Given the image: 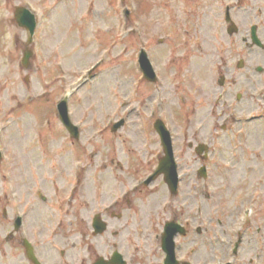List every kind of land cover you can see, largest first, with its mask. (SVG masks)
Returning <instances> with one entry per match:
<instances>
[{"label":"rangeland","instance_id":"rangeland-1","mask_svg":"<svg viewBox=\"0 0 264 264\" xmlns=\"http://www.w3.org/2000/svg\"><path fill=\"white\" fill-rule=\"evenodd\" d=\"M172 1L173 8L169 0H0V264H26L23 236L41 241L44 256L58 264H82L91 242L98 248L107 239L119 244L121 238L108 236L119 226L125 243L134 248L137 229L152 232L143 218L156 217L150 219L157 229L158 216L175 215V197L162 179L129 196L149 175L146 157L163 154L153 127L158 118L182 139L200 126V140L212 148L207 179L196 174L181 188L192 218L188 241L200 245L191 238L202 237L203 264L231 260L230 243H225L235 241V232L245 236L242 264H264V73L256 72L264 68V49L246 51L244 40L256 25L264 43V0ZM21 6L37 19L31 43L15 21ZM227 7L240 29L233 36L227 33ZM161 38L168 40L159 45ZM145 46L161 80L158 91L142 76L138 55ZM27 51L34 52L29 69L21 65ZM241 58L246 68L238 72ZM247 73V85L229 90L239 120L224 122L229 113L218 115L219 77L238 81ZM187 74L196 79L192 86ZM79 85L68 105L80 143L58 113L59 102ZM203 86L212 100L198 101L200 121L189 124ZM256 116L262 119L252 121ZM121 119L125 126L113 133L111 126ZM191 149L185 143L178 155L182 164L193 160L199 170L204 162ZM125 194L130 205L120 199ZM115 198L121 201L122 220L110 218L114 228L95 237L93 215ZM168 202L173 213L162 216L159 206ZM18 216L23 223L15 231ZM63 249L70 251L64 261Z\"/></svg>","mask_w":264,"mask_h":264},{"label":"flooded vegetation","instance_id":"flooded-vegetation-1","mask_svg":"<svg viewBox=\"0 0 264 264\" xmlns=\"http://www.w3.org/2000/svg\"><path fill=\"white\" fill-rule=\"evenodd\" d=\"M226 72L229 73V70L226 68ZM224 77V81H223V86L222 89L225 90L226 87L228 85H226L228 82L226 81V77L225 75H223ZM248 82V78L247 76H242V78L240 79V83L242 82ZM237 83L236 81L233 80V82H230L229 84H235ZM225 92V91H224ZM226 103V101H225ZM225 113L226 111L223 110V108H221L220 110V114ZM193 114H196V109L194 108ZM186 140L192 139V141L195 143V146L197 145V137L192 134V133H188L186 134L185 138ZM183 139V140H184ZM176 144V151L182 152V149L185 146V143L183 144L180 143L178 144L177 142H175ZM187 145L189 147H192L194 144L191 143H187ZM195 152L194 149H191ZM176 152V153H177ZM196 154V152H195ZM184 156V154H183ZM161 158V152L158 151V153L154 152L152 158L151 157H146V170L148 172H154L157 168V164L159 159ZM201 159V158H200ZM177 163H178V168L179 171L182 172H187L189 174H191L189 176V178H194L197 174V168L195 166V163L193 160L190 161H185L184 159V163L182 164V159L180 158V156L177 154ZM189 164H188V163ZM185 166V167H184ZM140 193L141 190L139 189L138 191H135L134 193ZM140 196H138V198H140ZM176 201V206L172 205L170 202L168 203H164L163 206H159L160 210L163 209L164 212H162V216H166L169 215L173 212L170 213V207L172 205V207H174V211L176 212L175 215H171L170 217H168L167 219H162V217L158 216L157 217V229H152V222L151 219H155L156 217H151L148 216V218H143L142 222H144V224L148 225V229L152 232L150 233H146L143 229H137V238H138V245H135L136 247L131 248L130 245H127L125 242H128L127 240H125L123 238V235L120 234L123 232L124 227L123 226H119V228L115 231H110V234H108V231L110 229L114 228V223L112 221H109L110 218L111 220H115V221H121L122 220V214L120 212V202L118 200H116V202H113L110 204V206L105 207L103 214H102V218L106 221V223L108 224V229L107 232L103 233L101 235L104 236L105 234H108V236H112L114 238H121V241L119 240V244L117 245V243H110V241L107 239L106 240V244L103 246H99V248H101V250H99L98 247H95V245L91 244L88 246V248L86 249V256H84L82 259L86 260L85 262H83L82 264H94L98 259L100 258H104L106 261H109L113 254L115 252H118L120 255H122L123 261L126 264H164V258L165 255L161 249V241H160V236L162 234V229L163 226L165 225L166 222H168V220L170 221H175L176 223L180 224L183 228L184 231L186 232L185 235H178L176 237V253H177V258L181 261H192L193 264H203L202 262V257H203V250H201V248L203 247L202 243L200 245H197L198 243H196L195 241H191L189 242V237H188V231H189V220L192 218L189 217L188 215V201L186 198H179V199H175ZM133 201L131 200V198H129L127 200L128 205H130ZM179 211V215L177 214V212ZM161 213V212H160ZM140 215V214H139ZM149 215V214H147ZM136 216H138L136 214ZM178 216H180L182 219L179 220ZM198 217L200 218V212H198ZM109 218V219H108ZM151 218V219H150ZM148 231V230H147ZM191 231V230H190ZM149 232V231H148ZM198 232V230L196 231ZM55 236V235H54ZM154 236L156 238L157 243L152 245L151 243L154 241ZM201 241V237H192L191 240H199ZM125 240V241H124ZM143 240V241H142ZM184 241H186V243H184ZM35 243L34 246V252L36 254L37 259L40 261V264H58L56 262V258H50V257H45L44 252V246H42L41 241L38 242H33ZM196 245V246H194ZM201 246V247H199ZM21 247L23 249V255H24V260L26 261V264H33L30 259H29V254H28V249L24 246V241L23 239L21 240ZM196 247V249H195ZM61 252L59 253L61 255V258H66V252H70V251H66L65 249L60 250ZM196 254V256L194 255ZM81 255V254H80ZM86 257H89V259H86ZM63 258V261H64ZM83 260V261H84ZM88 260V261H87ZM162 260V262H161Z\"/></svg>","mask_w":264,"mask_h":264},{"label":"water","instance_id":"water-1","mask_svg":"<svg viewBox=\"0 0 264 264\" xmlns=\"http://www.w3.org/2000/svg\"><path fill=\"white\" fill-rule=\"evenodd\" d=\"M16 19L19 23L20 26L22 27H28L29 25L31 26V31H33L34 28V21L30 13L22 8H18L17 14H16ZM236 31L235 27L229 28L228 32L229 34H233ZM253 42L254 44H257L258 46H262L260 41L258 40L256 36V28H253ZM30 58V54H26L25 60L27 61ZM141 66L144 71L146 79L149 81L154 80V75L152 73V70L150 68V65L147 63L145 59V55L141 57ZM242 64H240V67ZM59 112H60V119L62 123L65 125L69 133L74 136L75 138H78L79 131L78 129L72 125L69 117H68V109L66 106V103L63 102L62 104L59 105ZM123 122H120L116 124L113 128L114 131L118 130L122 126ZM158 133L161 136L163 146L166 151V158L162 161L161 167L156 172L147 182L146 184H149L151 181H153L157 176L164 174L165 175V181L167 182L170 190L175 194L176 193V187H177V173H176V167L174 165V162L172 160V148H171V143H170V137L169 133L166 130L165 126L163 123L158 122L155 125ZM1 157V155H0ZM95 227L96 229H99L100 232L104 230V226L100 224L99 220H95ZM17 228L20 227V220H18L16 224ZM173 224H169L166 228L164 237H163V248L166 251L168 257L166 260V264H173L172 262L174 261V242L173 239L177 233V228L174 227ZM176 228V229H175Z\"/></svg>","mask_w":264,"mask_h":264}]
</instances>
